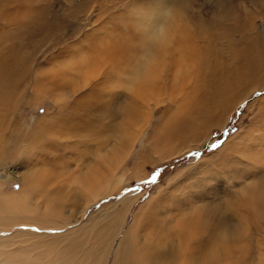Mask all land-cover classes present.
Masks as SVG:
<instances>
[{
  "label": "rangeland",
  "instance_id": "obj_1",
  "mask_svg": "<svg viewBox=\"0 0 264 264\" xmlns=\"http://www.w3.org/2000/svg\"><path fill=\"white\" fill-rule=\"evenodd\" d=\"M220 1L230 13L207 22ZM34 4L44 25L0 43L20 56L0 132V264H117L134 240L178 253L185 219L192 252L264 264V0H187L179 17L207 22V54L152 63V87L132 79L136 57L106 60L126 39L143 53L153 0Z\"/></svg>",
  "mask_w": 264,
  "mask_h": 264
},
{
  "label": "bare ground",
  "instance_id": "obj_2",
  "mask_svg": "<svg viewBox=\"0 0 264 264\" xmlns=\"http://www.w3.org/2000/svg\"><path fill=\"white\" fill-rule=\"evenodd\" d=\"M36 1H39V0H11L10 2H13V4L18 3L17 6H19V7L16 8L14 11H9L7 8L3 7V2L8 3L7 0H0V20H2L1 21L2 27H8L7 25L11 24L13 22L15 24H17V30L15 33L8 30V31H5L4 34H0V43H2L4 41V39H6V36H9L11 34H12V36L16 37L17 39L21 38L24 35V32H26L25 31L26 29H29L31 32L35 31V33H36V31H38V28H40L44 25L42 22V19H43V15L47 12V10L44 8H40V7H43L44 5H46V3H43L41 6L39 5L40 7H38V6H36V4H34V3H36ZM40 1H42V0H40ZM44 1L47 2V0H44ZM153 1H154L153 5L156 8V10H158L159 13H153L151 15H146V18L144 16L145 21H140L141 24L136 25L137 27H141L139 34L142 35V40L140 43H141L142 48L144 49L143 53L142 54L140 53V55H136L137 54L136 53L137 48L135 46L128 47L130 40L126 39V40H123L122 43L115 45L114 48L110 49V51L108 52L109 57L106 60V61H109V60L115 61L116 59H118L119 61H127V60H130V59H133L136 57L135 62L136 63L139 62V64H134L133 65L134 67L132 66L133 67L131 70V75H133L132 79L136 80L137 83L140 82L141 86H148V87H152L153 83L155 82V77L158 74V73L155 74V69H154L153 64H156V62H158V61H160L162 63L163 59H164L163 57H165L166 55H167V57H170L169 54L170 55H172L173 53L177 54V52L179 50H184L183 53L180 54V56L189 58L191 61L196 62L197 65H202V62L204 59L202 57V54L205 53V51L203 53V50H205V49H203L200 46L198 47L196 45V44H198V43H196V39L198 40V38H204L206 36L204 24H206L207 22L210 23V21L216 22L220 18H225L226 17L225 15H228V13H230V12L224 13L226 8L225 9L221 8L224 6V2L222 3L220 1V4H221V5L219 4L220 10L219 11L217 10L219 7L217 9H215L216 12L212 13L210 20L203 23L198 18V20L194 23V21H190L189 18H187V19L184 18V20H182L183 17H181V18L179 17L180 10L182 9L181 6H182V4L184 6V3L187 0H153ZM212 1L215 2L217 0H212ZM227 8H228V6H227ZM184 9H186V8H184ZM162 11L163 12L169 11V13L173 14V17L170 21V25H166V27H164L165 26L164 18H162L160 21L158 20V17L162 16V14H161ZM173 11H174V13H173ZM142 20H143V17H142ZM236 28H238V26H236L234 29H236ZM160 30H166L170 34L171 39L169 40V42L166 46L162 47L159 44V52H158L157 51L158 46L156 47V44H155L156 42L154 39H156V41H157V37H158L159 33L161 32ZM211 35H213V32L210 33V36ZM211 37H208V38H210L208 40H211L215 36L212 38ZM175 38H178L177 39L178 41L180 39V41L178 43V44H180V47L177 46L178 47L177 48L174 46L173 49L172 48L170 49L169 45H171V42L174 41ZM216 40L217 39H215V41ZM178 41H176V42H178ZM186 42H189V43H186ZM157 43H158V41H157ZM18 44H20V43H18ZM181 44L183 46L188 47V49H185L186 47L183 48ZM173 45H174V43H173ZM175 45H177V44H175ZM138 49H140V48H138ZM154 49H155V52L156 51L158 52V54L151 56V59H150L149 58L150 55L148 54L147 50L151 54L152 52H154ZM140 51H142V49ZM0 52H2V51H0ZM130 52H132V53H130ZM242 53H244V50ZM2 54H0V132H1V134H2V131L4 129L2 125H3V121L5 119V116H6V112L8 111V108H7L9 105L8 103H10L9 101H11L10 100L11 99L10 98L11 92L8 88V81L10 82V78L12 77V74L14 72L13 68L16 66V63H17L16 61H18V59L20 57L18 55L9 57L7 55H2ZM205 54H207V52ZM175 57H176V55H175ZM10 62H12V64H10ZM118 64H120V63H118ZM253 65H254V63H253ZM145 69L147 71H145ZM129 70H130V68H129ZM142 71H145L146 74L144 75L143 74L144 72H142ZM141 72H142V75H141ZM185 72H187V71H185ZM248 72H249V70L248 71L245 70L244 73H242L240 76L235 77V78L237 80L241 79L245 75H247ZM124 73H125V71H124ZM128 81H130V80H128ZM146 90H148V89H146ZM2 136H3V134H2ZM0 141H1V138H0ZM5 143H7V141ZM4 146H6V144ZM133 197H135V196L134 195L133 196L128 195L127 197H125V199L123 201L128 202V200L133 198ZM249 198H251V197H249ZM254 200L255 199L253 198L251 203H253ZM253 205H255V204H253ZM197 215L198 214L196 213V217H197ZM185 220H188L187 224L184 223L182 225L183 227L179 228L180 231L178 233V234H180V236H187L188 234H190L187 237V239L185 240L184 244L182 242V245H183L182 248L185 247V250L183 249L182 251H180L178 253H172L171 251H166V250L162 249V247H165V245H162L163 242L161 240H159V242L154 243L153 245L147 244L144 246L137 245L135 243V240H134V241H132L133 243H131V242L128 243L127 250L122 256H121V252H120L121 249L120 248L118 249V251L116 253L117 264H118V262L120 264H223L222 259L216 258L213 254L204 253L203 250L205 248H207V244L204 245V247L203 246L201 247L200 250H202V249L203 250L200 251L199 254H197L198 252H192L190 250L189 244H191V242H192V239L190 237L193 235V231H192L193 229L191 230V226L196 227L197 224L195 226V225H193L194 223L189 222V219H185ZM191 222H193V221H191ZM202 243H203V241H202ZM198 260H199V262H197Z\"/></svg>",
  "mask_w": 264,
  "mask_h": 264
},
{
  "label": "clouds",
  "instance_id": "obj_3",
  "mask_svg": "<svg viewBox=\"0 0 264 264\" xmlns=\"http://www.w3.org/2000/svg\"><path fill=\"white\" fill-rule=\"evenodd\" d=\"M170 39H171V36L166 30H161V32L159 33L157 37V41L162 47L166 46ZM227 238H228L227 236L224 237V239H227Z\"/></svg>",
  "mask_w": 264,
  "mask_h": 264
},
{
  "label": "snow or ice",
  "instance_id": "obj_4",
  "mask_svg": "<svg viewBox=\"0 0 264 264\" xmlns=\"http://www.w3.org/2000/svg\"><path fill=\"white\" fill-rule=\"evenodd\" d=\"M152 183H156L157 181H156V177H153V180L151 181ZM26 227V226H25ZM36 231H40V229H36ZM53 232H55V230H52Z\"/></svg>",
  "mask_w": 264,
  "mask_h": 264
}]
</instances>
